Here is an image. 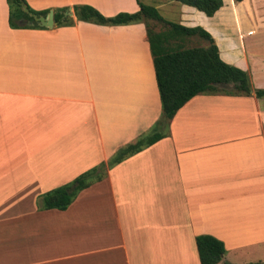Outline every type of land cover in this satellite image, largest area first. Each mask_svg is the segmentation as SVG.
Wrapping results in <instances>:
<instances>
[{
  "label": "crops",
  "instance_id": "obj_1",
  "mask_svg": "<svg viewBox=\"0 0 264 264\" xmlns=\"http://www.w3.org/2000/svg\"><path fill=\"white\" fill-rule=\"evenodd\" d=\"M25 1L105 17L139 10L137 0ZM139 1L208 32L251 93L195 96L165 138L108 169L66 210H40V195L107 163L160 118L147 29L73 16L72 26L15 30L0 0V264H200L203 235L224 244L218 264L264 263V96L255 94L264 91V0H223L212 17Z\"/></svg>",
  "mask_w": 264,
  "mask_h": 264
},
{
  "label": "trees",
  "instance_id": "obj_2",
  "mask_svg": "<svg viewBox=\"0 0 264 264\" xmlns=\"http://www.w3.org/2000/svg\"><path fill=\"white\" fill-rule=\"evenodd\" d=\"M6 1L9 9L8 25L11 29H44L23 12L22 5H26L30 12L37 16H47L49 10L35 11L25 0ZM170 1L192 7L208 17H212L223 6V0ZM241 1L234 0L235 3ZM137 2L139 10L136 13H119L113 17H105L88 5L73 6L72 11L76 21L80 22L104 26L127 25L134 22L145 24L160 98L161 116L148 134L117 150L107 163H101L82 173L72 182L40 195L38 198L40 210H66L80 191L101 181L112 166L165 138L168 135L170 121L195 96L251 93L247 73L224 63L219 58L217 47L208 32L201 27L188 28L168 22L154 7L139 0ZM68 10V7L54 10L56 27L74 25L75 21L72 18L63 19V14ZM155 25L162 28L156 31ZM195 37L201 39L205 46L187 47V42ZM255 94L262 97L264 91L258 90ZM195 242L200 264H218L222 261L226 250L221 241L203 235L197 236Z\"/></svg>",
  "mask_w": 264,
  "mask_h": 264
},
{
  "label": "water",
  "instance_id": "obj_3",
  "mask_svg": "<svg viewBox=\"0 0 264 264\" xmlns=\"http://www.w3.org/2000/svg\"><path fill=\"white\" fill-rule=\"evenodd\" d=\"M22 10H23L24 13H26L30 17H32L34 19V21L40 27L52 29L56 25V23L54 21V12L53 11H49L47 16H37V15L31 13L26 5H22ZM73 16H74L73 11L71 9H69L67 12H65L63 14V19L66 18V17L72 18ZM260 264H264V263H260Z\"/></svg>",
  "mask_w": 264,
  "mask_h": 264
},
{
  "label": "rangeland",
  "instance_id": "obj_4",
  "mask_svg": "<svg viewBox=\"0 0 264 264\" xmlns=\"http://www.w3.org/2000/svg\"><path fill=\"white\" fill-rule=\"evenodd\" d=\"M262 3V2H261ZM73 18V17H72ZM152 25L154 24V23H151ZM155 30L156 31H158V30H160L162 27L160 26V25H155ZM202 40L201 39H199L198 37H195V38H191L188 42H187V47H199V46H201L202 45ZM171 122V121H170ZM169 127H170V125H169ZM149 133V132H148ZM148 133H146V134H148ZM168 133H169V131H168ZM145 134V135H146ZM144 136V135H143ZM110 159H108V161H109ZM100 164H98L97 166H99ZM97 166H95V167H97ZM113 167V166H112ZM111 167V168H112ZM104 178H102V180H103ZM96 183V182H95ZM258 248V250L260 251V253L259 254H261V255H264V244H262V245H260V246H257ZM258 264V263H257Z\"/></svg>",
  "mask_w": 264,
  "mask_h": 264
}]
</instances>
